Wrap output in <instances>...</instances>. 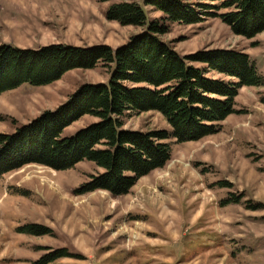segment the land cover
<instances>
[{"label":"rangeland","instance_id":"rangeland-1","mask_svg":"<svg viewBox=\"0 0 264 264\" xmlns=\"http://www.w3.org/2000/svg\"><path fill=\"white\" fill-rule=\"evenodd\" d=\"M149 21L163 15L133 0ZM185 2L194 0H184ZM123 0H0V46L38 50L51 45L116 50L145 28L107 20ZM180 56L235 51L250 56L264 79V33L236 35L219 18L170 25L164 37ZM202 68L201 64H194ZM210 79L235 82L214 71ZM111 69L74 70L47 86L24 85L0 96V134H13L43 113L56 111L85 85L108 84ZM263 87L240 89L236 110L220 133L199 142L171 139L172 158L122 197L78 191L103 171L84 162L59 172L27 165L0 179V264H32L51 250L67 249L62 264H264ZM133 115V114H132ZM125 118L134 132L171 131L152 111ZM87 116L63 138L96 124ZM39 226L37 236L22 231Z\"/></svg>","mask_w":264,"mask_h":264},{"label":"trees","instance_id":"trees-1","mask_svg":"<svg viewBox=\"0 0 264 264\" xmlns=\"http://www.w3.org/2000/svg\"><path fill=\"white\" fill-rule=\"evenodd\" d=\"M144 5L163 19L150 22L133 0H123L107 13V20L123 27L146 29L116 50L0 46V96L24 85H51L78 69L99 65L111 69L108 84L85 85L56 111L43 113L13 134H0V179L32 164L66 172L89 162L103 172L92 176L78 194L102 190L126 196L139 180L170 162L169 140L199 142L220 133L230 116L242 113L236 110L240 89L264 88V79L247 54L220 50L182 57L164 41L170 25L193 26L209 17L219 18L238 36L254 39L264 33V0H145ZM211 71L235 82L210 79ZM152 111L165 117L171 131L124 129L127 116ZM87 116L98 122L63 138L66 129ZM22 231L37 236L52 233L39 226ZM67 258H74L67 249L51 250L32 264H62Z\"/></svg>","mask_w":264,"mask_h":264}]
</instances>
